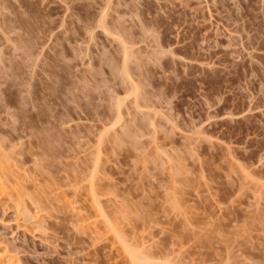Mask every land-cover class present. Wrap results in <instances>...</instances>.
I'll list each match as a JSON object with an SVG mask.
<instances>
[{"label":"rangeland","instance_id":"rangeland-1","mask_svg":"<svg viewBox=\"0 0 264 264\" xmlns=\"http://www.w3.org/2000/svg\"><path fill=\"white\" fill-rule=\"evenodd\" d=\"M0 146V257L264 264V0H0Z\"/></svg>","mask_w":264,"mask_h":264},{"label":"bare ground","instance_id":"bare-ground-1","mask_svg":"<svg viewBox=\"0 0 264 264\" xmlns=\"http://www.w3.org/2000/svg\"><path fill=\"white\" fill-rule=\"evenodd\" d=\"M125 54L127 55V50H126V49H125ZM125 54H124V55H125ZM126 55H125V56H126ZM127 67H128V66H127ZM126 73H127V72H126ZM128 75H129V74H128ZM0 147H1V146H0ZM0 150H1V149H0ZM1 151H2V150H1ZM3 154H4V153H3ZM3 154H2V155H3ZM5 154H6V153H5ZM2 155H1V156H2ZM4 156H5V155H3V157L1 158V159L3 160V162H2V160L0 159V161H1L2 164H3V165H0V169H2L0 172L2 173V171H3V173H2V176H3L4 171H5V174H4V177H5V176L7 175V174H6V170H8V169L11 170V169L15 168V166H13L14 164H13L12 162H10V161H11V159H9V158H10V157H9L10 155H6L5 157H4ZM7 156H8V157H7ZM6 157H7L9 160L6 159ZM3 158H5L6 160H4ZM13 159H14V158H13ZM12 161H13V160H12ZM1 162H0V163H1ZM11 163H12L13 165H12ZM10 164H11V166H12L13 168L10 166ZM36 164H37V163H36ZM1 167H2V168H1ZM18 167H19V166H18ZM10 168H11V169H10ZM46 169H47V168H46ZM9 170H8V171H9ZM13 171H15V170L13 169ZM13 171H11V172H13ZM18 178H20V176H19ZM26 179H27V178H26ZM34 179H35V178H34ZM49 179L52 181V178H51V177H49ZM53 182H54V181H53ZM53 182H52V185H53V189H54V188H55V186H54L55 184H53ZM18 184H20V186H21L20 189H21V188L23 187V185H21V183H19V182H18ZM16 185H17V184H16ZM52 185H50L51 188H52ZM18 186H19V185H18ZM0 188H1V187H0ZM57 188H58V187H57ZM59 188H60V187H59ZM22 192H23V191H22ZM21 194H23V193H21ZM13 258H14V257H11V256L0 257V264H16V263L14 262L15 260H13Z\"/></svg>","mask_w":264,"mask_h":264}]
</instances>
